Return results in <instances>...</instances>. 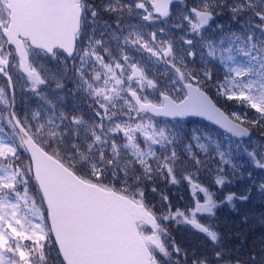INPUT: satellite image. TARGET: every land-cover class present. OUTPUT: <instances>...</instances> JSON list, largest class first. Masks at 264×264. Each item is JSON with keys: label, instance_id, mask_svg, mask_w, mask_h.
Here are the masks:
<instances>
[{"label": "snow or ice", "instance_id": "1", "mask_svg": "<svg viewBox=\"0 0 264 264\" xmlns=\"http://www.w3.org/2000/svg\"><path fill=\"white\" fill-rule=\"evenodd\" d=\"M0 264H264V0H0Z\"/></svg>", "mask_w": 264, "mask_h": 264}, {"label": "trees", "instance_id": "2", "mask_svg": "<svg viewBox=\"0 0 264 264\" xmlns=\"http://www.w3.org/2000/svg\"><path fill=\"white\" fill-rule=\"evenodd\" d=\"M198 122H201V123H198ZM197 124H203V125H206L207 127H208V129L210 130V131H213L214 132V134L215 133H218V134H220V135H222L221 133H220V131L219 130H217V129H214L213 127H212V125H209V124H206L205 122H203V121H201V120H193V122H192V124L190 125V126H197ZM198 127V126H197ZM183 195L185 196V199L187 200L188 199V195L186 194V192H184L183 193ZM180 233L181 232H179L177 235H178V238H180ZM180 239H182V238H180ZM192 238L187 234V233H184V240H191Z\"/></svg>", "mask_w": 264, "mask_h": 264}, {"label": "rangeland", "instance_id": "3", "mask_svg": "<svg viewBox=\"0 0 264 264\" xmlns=\"http://www.w3.org/2000/svg\"><path fill=\"white\" fill-rule=\"evenodd\" d=\"M198 123H201V122H198ZM198 127H205L206 125H203V124H197ZM218 130V129H217ZM215 135L217 136H221L220 134L218 133H215ZM258 210V209H257ZM180 238H182V232L180 233Z\"/></svg>", "mask_w": 264, "mask_h": 264}, {"label": "flooded vegetation", "instance_id": "4", "mask_svg": "<svg viewBox=\"0 0 264 264\" xmlns=\"http://www.w3.org/2000/svg\"><path fill=\"white\" fill-rule=\"evenodd\" d=\"M186 194L189 196V193L186 192ZM182 239L184 240V232H182Z\"/></svg>", "mask_w": 264, "mask_h": 264}, {"label": "water", "instance_id": "5", "mask_svg": "<svg viewBox=\"0 0 264 264\" xmlns=\"http://www.w3.org/2000/svg\"><path fill=\"white\" fill-rule=\"evenodd\" d=\"M196 119H199V118H196Z\"/></svg>", "mask_w": 264, "mask_h": 264}]
</instances>
